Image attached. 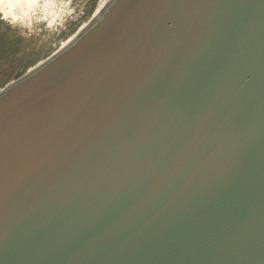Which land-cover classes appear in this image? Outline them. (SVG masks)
Here are the masks:
<instances>
[{
	"label": "water",
	"instance_id": "1",
	"mask_svg": "<svg viewBox=\"0 0 264 264\" xmlns=\"http://www.w3.org/2000/svg\"><path fill=\"white\" fill-rule=\"evenodd\" d=\"M64 7L0 92V264H264V0Z\"/></svg>",
	"mask_w": 264,
	"mask_h": 264
},
{
	"label": "flooded vegetation",
	"instance_id": "2",
	"mask_svg": "<svg viewBox=\"0 0 264 264\" xmlns=\"http://www.w3.org/2000/svg\"><path fill=\"white\" fill-rule=\"evenodd\" d=\"M46 2L0 0V92L47 60L68 39V24L55 37L51 32L54 16L59 15Z\"/></svg>",
	"mask_w": 264,
	"mask_h": 264
},
{
	"label": "rangeland",
	"instance_id": "3",
	"mask_svg": "<svg viewBox=\"0 0 264 264\" xmlns=\"http://www.w3.org/2000/svg\"><path fill=\"white\" fill-rule=\"evenodd\" d=\"M45 1H47L46 2L47 4L52 5L53 10L56 12L57 15H59V17H56V19H55V16H54L53 23H55L57 20H59L63 16V14L67 12V9H68L67 7H64L62 9V7L64 6L66 0H45ZM37 5L39 6L40 2H37ZM41 6L44 7L43 4ZM61 9H62V11H61Z\"/></svg>",
	"mask_w": 264,
	"mask_h": 264
}]
</instances>
